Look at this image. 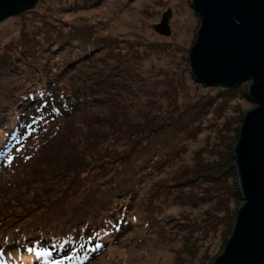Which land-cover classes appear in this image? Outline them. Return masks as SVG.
<instances>
[{"label": "rangeland", "instance_id": "rangeland-1", "mask_svg": "<svg viewBox=\"0 0 264 264\" xmlns=\"http://www.w3.org/2000/svg\"><path fill=\"white\" fill-rule=\"evenodd\" d=\"M191 2L103 0L98 5L86 6L75 0H37L32 8L0 22V39L4 43L14 42L22 31L32 30L51 36L48 40L50 48L55 40L53 36H66V42L71 32L81 34L80 38L89 39V43L80 40L73 44L79 45L80 50H88L89 55L79 53L82 56L76 62L88 63L86 60H91V67H76L79 69L77 72H70L75 74L60 80V87L66 88L68 93L85 91L91 96L86 109L77 112V108L59 119L62 126L73 121L76 129L74 139L65 137L52 144V135L45 137L43 118L61 115L60 105L54 100L50 101L52 105L38 104V109H35L33 103L17 111L21 115L18 120L30 113L32 115L35 110L42 119L34 123L31 135L22 133L15 137L18 142L9 155L14 157L10 164L9 156L1 163L5 154L0 153V217L5 223L9 221L7 214L13 212L26 214L17 222L20 227L27 226V221L38 216H50L64 210L69 213L71 207L79 204L97 182L101 181L102 188L106 181L103 178H108L113 170L103 172L101 167L87 168L77 174L73 183L69 169L54 171L59 164H66L68 160H84L88 158V152L95 150L99 155L130 151L134 141L132 134L136 132L134 128L142 127L146 120L149 119L150 125L172 118L180 119L185 111L199 109L195 116H190L200 117L197 121L202 123V130L196 138L188 142L178 158L141 184L137 199L131 204L132 211L124 217V222L129 223L127 228H134L132 232L126 239L123 233L124 239L111 241L100 254L84 264H212L221 255L231 235L236 213L243 204L233 149L244 115L258 105L247 95L251 80H246L236 87L237 97L227 99L223 109L219 108L218 101L208 106L212 100L204 98L214 94L209 88L219 87H205L193 81L188 68L189 51L200 28V18L192 9ZM168 12L169 35L164 36L156 32L155 27ZM95 40L117 44L121 52L125 47L129 49L131 44L138 51L137 58L127 61L124 73L116 66L110 70L114 56L111 55L110 60L99 59L104 56V51L95 55L98 49L90 50ZM83 43L89 44V48ZM48 70L50 75V68ZM242 92L247 96H239ZM82 99L83 93L79 100ZM197 101H201L205 110L194 105ZM187 104L190 106H185ZM116 112L118 122L112 119ZM123 117L128 122L122 123ZM14 118L8 109L5 123L10 124ZM126 126L120 134L113 131ZM63 129L66 130L65 127ZM177 130L179 132L175 133ZM177 130L168 135L167 131H162L156 137L164 140L171 135L172 139L186 136V128L178 127ZM143 134L151 137L147 131ZM104 135L108 137V143L101 141ZM144 141V145L148 143ZM154 144L153 147L156 146ZM142 148L139 146L134 150L138 152ZM103 160L106 169L121 162L109 163L112 159L107 155L102 157ZM142 161L146 162L145 159ZM185 180L190 181L186 184ZM13 183L16 185L14 189ZM178 189L190 198V203L189 198L185 199L177 192ZM202 190H205L204 195ZM199 196L202 199L196 202ZM103 214L101 212L97 216L102 217ZM120 216L121 213L118 218ZM101 234L102 230L96 236ZM102 239L100 237L99 241Z\"/></svg>", "mask_w": 264, "mask_h": 264}, {"label": "trees", "instance_id": "trees-1", "mask_svg": "<svg viewBox=\"0 0 264 264\" xmlns=\"http://www.w3.org/2000/svg\"><path fill=\"white\" fill-rule=\"evenodd\" d=\"M75 1L86 6H94L103 0ZM21 18L23 17L21 16ZM68 36L71 37L66 42H64L66 36H53L52 38L55 40L51 42L50 48L48 40L51 36L46 35L45 32L39 34V32L32 30L22 31L14 42L9 41L8 43H4L0 39V153L5 154V158L1 163L4 162L7 156L11 155L14 146L18 142L15 137L22 133H25V135L28 133V136L31 135L34 123L42 119L35 110L32 115L30 113L29 116L18 120L21 115L19 116L17 111L26 109L29 104L34 103V106L38 104L52 105L50 101L54 100L60 105V116L56 117L52 114L47 119L43 118L42 128L45 137L47 135L51 137L52 135V144L61 138L74 139L76 137L73 121L70 123L65 121L64 123L67 124L62 126L59 119L65 115H70L77 108V112L86 109L89 106L91 96L85 91L68 93L66 88L60 87V80L65 76L69 77L75 74L74 72L70 73L73 70L77 72L82 67H91V60H86L88 63H77L76 61L81 59L82 53L85 55L88 53L89 55V52L86 49L80 50L79 45L73 44L74 41L80 40L89 43V39L84 40L80 38L81 34H74L73 32ZM57 41L61 43L58 44ZM83 46L89 48V44L83 43ZM128 46H130L129 49L125 47L121 52V47L117 44L96 41L90 50L93 52V50L98 49V52L94 53L95 55H99L104 51V56L99 58L102 60H110V56L113 55L114 64L110 70L116 66L119 71L124 73L127 61L133 57L137 58L136 54L138 52L133 49L131 44ZM50 53L53 55L52 57L49 55ZM60 58H62V61ZM76 67H79V69H75ZM48 68L51 70L50 75H48ZM209 91L215 95H208L204 98H211L212 101L208 102V106L210 107L215 101H218L220 109L225 107L227 99L236 98L238 95L236 88L230 91L209 88ZM81 93H83V99L79 100ZM240 94L241 97L247 96L244 92ZM194 105H198L203 109L201 101H197ZM8 109L13 112L15 117V121L10 124H6L4 121ZM35 109H38V106ZM197 110L199 109L185 111L183 114L186 115L182 114L180 119L172 118L150 125L148 119L142 127L134 128L136 132L132 134L134 141L129 147L130 149L133 145L130 151L118 152L117 154L108 152V154H105L109 159H112L109 163L121 161L120 164H110L114 168H105L104 160L101 161L105 155L95 153L97 150L93 153L88 152L89 159L86 157L84 160H68L66 164L65 162L62 165L59 164L54 171L62 172L69 169L71 171L70 181L73 183H75L78 173L94 166L101 167L103 172L111 170L113 172L108 178L107 176L103 178H106V181L102 188H100L101 181L97 182L81 199L82 201L79 204L71 207L69 213H65L64 210L53 212L50 216H38L27 221L26 223L29 224L25 227H20V223L17 224L19 219L26 215L24 213L13 212L7 214V219H9L7 223L3 221V217H0V264H54L66 255L78 257L79 259L64 261V264H84L100 254L111 241H120L123 235L126 239L127 234L131 233L134 228H127L129 223L124 222V217L132 211L131 204L137 199L141 184H145L154 173L162 170L163 167L178 158L188 142L195 139L199 131L202 130L200 128L202 123L197 121L200 117L197 119L190 117L195 116ZM121 112L124 113L123 110ZM117 113H114L112 117L114 122L119 121ZM126 122L128 121L123 117L122 123ZM62 127H65L66 130H61ZM178 127L187 129L185 131L186 136L180 137V139H172L173 135H171L164 140L156 137L161 135L162 131H167V135L173 133ZM126 128L127 126L121 130L113 131L120 134ZM146 131L151 137L144 136L143 133H146ZM34 132L36 131L34 130ZM177 132L179 130L175 131V133ZM126 134L128 135L129 131ZM107 138L104 135L101 141L105 140L104 142L108 143ZM144 139L148 141L145 145L143 144ZM156 140L157 143L154 144ZM8 143L9 146L7 147ZM153 144L156 146L153 147ZM139 146L143 148L136 152L134 149L139 148ZM165 149L167 152H165ZM143 159L146 160L145 163L142 161ZM185 181L188 184L190 180ZM15 186V183H13L12 189ZM177 192L185 196L181 189H178ZM204 192L205 190H202L201 194L204 195ZM184 198L189 197L185 196ZM200 199H202L201 196L196 198V202ZM188 201L190 203V198ZM113 202L114 205H112ZM101 212L104 214L99 218L97 215ZM120 213L121 216L118 218ZM63 216L65 218L62 219ZM100 230H102V234L96 236ZM100 237L103 238L101 242L99 241ZM95 244H101L102 247L95 249ZM42 249L49 250L51 255L49 257L38 255V252ZM85 256L88 258L84 259Z\"/></svg>", "mask_w": 264, "mask_h": 264}, {"label": "water", "instance_id": "water-1", "mask_svg": "<svg viewBox=\"0 0 264 264\" xmlns=\"http://www.w3.org/2000/svg\"><path fill=\"white\" fill-rule=\"evenodd\" d=\"M37 0H0V22ZM200 18L188 68L194 81L225 90L251 80L249 99L258 105L244 115L233 149L243 204L231 235L212 264H264V0H192ZM169 12L156 32L168 36Z\"/></svg>", "mask_w": 264, "mask_h": 264}, {"label": "snow or ice", "instance_id": "snow-or-ice-1", "mask_svg": "<svg viewBox=\"0 0 264 264\" xmlns=\"http://www.w3.org/2000/svg\"><path fill=\"white\" fill-rule=\"evenodd\" d=\"M53 111H58V109H53ZM34 122H35V121H34ZM12 160H14V157L9 156V157H8V163L10 164V163L12 162ZM101 247H102L101 244H95V245H94V248H95V249H99V248H101ZM38 255H42V256H44V257H49V256L51 255V253H50V251L47 250V249H42V250H40V251L38 252ZM87 258H88L87 256L84 257V259H87ZM73 259H79V258H78V257H73V256H68V255H66V256L63 257L62 260H60V261H56V262H54V264H64V261H71V260H73Z\"/></svg>", "mask_w": 264, "mask_h": 264}]
</instances>
